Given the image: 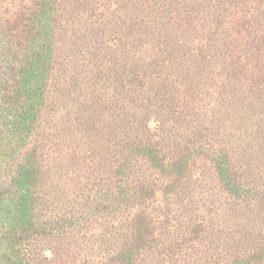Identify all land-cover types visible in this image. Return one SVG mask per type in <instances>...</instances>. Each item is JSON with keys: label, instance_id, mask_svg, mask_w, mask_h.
Segmentation results:
<instances>
[{"label": "trees", "instance_id": "16d2710c", "mask_svg": "<svg viewBox=\"0 0 264 264\" xmlns=\"http://www.w3.org/2000/svg\"><path fill=\"white\" fill-rule=\"evenodd\" d=\"M0 264H264V0H0Z\"/></svg>", "mask_w": 264, "mask_h": 264}]
</instances>
